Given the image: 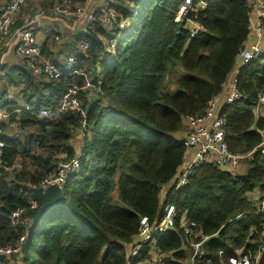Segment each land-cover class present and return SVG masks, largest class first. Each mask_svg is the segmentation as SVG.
<instances>
[{
  "label": "trees",
  "instance_id": "obj_1",
  "mask_svg": "<svg viewBox=\"0 0 264 264\" xmlns=\"http://www.w3.org/2000/svg\"><path fill=\"white\" fill-rule=\"evenodd\" d=\"M6 1L0 0V10ZM57 1L71 7L84 2L31 0L45 12ZM182 1L112 0L110 6L126 27L94 22L81 32L60 24L59 41H45L43 53L56 62L65 51L78 55L75 66L101 78L102 93L98 101L82 98L84 118L67 112L60 119L40 121L27 111L19 113L17 120L26 131L21 139L7 141L4 158L7 164L19 158L22 170L11 174L0 169V245L24 235L20 250L11 255L16 264H124L122 242L137 233L142 216L154 219L160 213V188L184 159L183 138L176 136L183 117L202 113L221 92L249 32L246 0H204V6L175 20ZM188 19L200 24L194 35ZM81 39L88 41L86 52L76 48ZM6 79L21 86L33 108L57 105L72 83L62 76L38 84L22 66L9 67ZM234 88L238 98L222 104L219 114L226 121L229 150L253 151L244 158L247 166L239 174L206 162L186 184L169 188L166 201L175 205V230L159 236L162 251L179 246L183 215L210 235L204 245L213 262L219 250L228 256L246 245L254 253L264 237V210L251 198L264 189L259 151L264 116L254 113L264 92V55L240 65ZM82 120L87 131L80 135L73 130ZM77 148L82 149L79 168L67 174L59 202L35 220L29 217L26 225L12 227L7 209L25 205L28 197L22 182L38 183ZM174 256L176 260L167 257L161 264H183V250ZM142 257H148L145 251L131 264ZM258 264H264V252Z\"/></svg>",
  "mask_w": 264,
  "mask_h": 264
},
{
  "label": "built area",
  "instance_id": "obj_2",
  "mask_svg": "<svg viewBox=\"0 0 264 264\" xmlns=\"http://www.w3.org/2000/svg\"><path fill=\"white\" fill-rule=\"evenodd\" d=\"M29 1L31 0H9L0 10V169L8 172H20L23 166L19 158L10 164H7L4 158V147L7 141L21 139L26 131L17 120L20 112L27 111L32 118L40 121L57 120L67 112H73L84 118L86 109L79 99V93H93L98 96L102 93L100 87L102 79L97 78L93 81L90 72L76 67L78 55L74 52L64 54L59 63L46 56L43 49L47 38L54 39L55 43L59 41L60 24L81 32H85L87 27L94 22H101L107 28L126 27L125 21L119 18V13L110 6L112 0H102L94 9L85 6L89 0H84L82 4L74 7L65 1L64 4L57 1L47 12L40 10L26 12L25 6ZM32 1L40 2V0ZM204 5V0H183L174 18L181 20L189 11L198 10ZM254 13V19L249 18L248 35L250 34L252 40L248 46L244 45L236 58L239 67L264 55V0H257ZM187 21L193 27L192 29L190 27V34L194 35L200 29V24L195 20L188 19ZM41 27H43L42 32ZM108 43L109 47L114 46V40L110 39ZM88 46V41L81 39L77 42L76 48L81 52H86ZM51 48L53 49L52 46ZM7 65L25 67L39 84L56 80L62 76L70 78L72 83L66 87L57 105L44 104L33 108L31 101L25 98L21 86H12L5 79ZM234 85L235 80L233 88L222 102L219 94L215 95L209 99L202 113L183 117V123L187 128L183 143L185 151L192 149V157L177 169L175 175L166 184L161 186L159 191L161 194L160 213L154 219L142 216L137 233L130 241L122 242L126 255L124 264H131L132 258L137 257L141 251H145L148 257H142L136 261V264H161L167 257L176 260L174 252L179 250L184 252L183 264H202L201 261L204 264H258L264 252V237L254 253L246 245L234 250V254L228 256L219 250L216 262H213L208 257L209 251L204 245L210 235L203 234L198 225L186 219L185 215L179 220L182 238L177 248L162 251L157 242L160 235L175 230V205L170 200L166 201L169 188L177 189L186 184L192 171L206 162L233 172L232 170L240 167L242 160L249 158L253 152L233 153L229 150L225 140L226 121L219 111L222 104L238 98ZM261 100L264 101V92L260 95ZM74 131L83 135L87 131L85 120H82L80 126ZM259 151L264 156V139L259 145ZM33 152L38 153L39 148L34 146ZM81 154L82 149L77 148L70 158L59 159L55 169L36 184L22 182L26 188L21 191L28 197L25 205L7 209L9 211L8 220L12 227L26 225L30 217L28 211L39 206V200L31 195V188L40 186L45 189L49 184H57L63 190L67 174L79 168ZM8 184L12 182L9 181ZM251 198L257 201L256 206L263 211L264 189L258 194L254 193ZM23 239L24 235L13 243L0 245V254L5 255L7 262L12 254L20 250Z\"/></svg>",
  "mask_w": 264,
  "mask_h": 264
},
{
  "label": "water",
  "instance_id": "obj_3",
  "mask_svg": "<svg viewBox=\"0 0 264 264\" xmlns=\"http://www.w3.org/2000/svg\"><path fill=\"white\" fill-rule=\"evenodd\" d=\"M90 101H98L99 96L96 94H89ZM61 187L57 184H49L45 189L40 186L31 188V195L39 200V206L34 210H29L28 214L32 220L38 218L41 214L48 211L56 205L62 198ZM0 264H10L6 261L5 255L0 254Z\"/></svg>",
  "mask_w": 264,
  "mask_h": 264
},
{
  "label": "crops",
  "instance_id": "obj_4",
  "mask_svg": "<svg viewBox=\"0 0 264 264\" xmlns=\"http://www.w3.org/2000/svg\"><path fill=\"white\" fill-rule=\"evenodd\" d=\"M101 1L102 0H89L88 3L85 4V6L89 9H94V7L97 6ZM246 2L250 8L249 18L252 20V19H254V16H255L254 11H255V6H256L257 0H246ZM251 40H252V38L249 34L247 36V39H246L244 45L248 46L250 44ZM238 68H239V63H238V59H237L236 64L233 67L232 71L227 75L225 81L223 82L222 90L219 93V98L221 99V102L230 93L231 89L233 88V82H234V78H235L234 74L238 71ZM186 132H187V128H186V126L183 125L182 129H180L179 131L176 132V136L178 138H183L186 135ZM191 157H192V149L186 150L184 153V159H183L182 164L189 161L191 159ZM182 164H181V166H182ZM239 174H241V173H239ZM8 261L10 264H16L17 263V260L13 261L12 257H9Z\"/></svg>",
  "mask_w": 264,
  "mask_h": 264
},
{
  "label": "rangeland",
  "instance_id": "obj_5",
  "mask_svg": "<svg viewBox=\"0 0 264 264\" xmlns=\"http://www.w3.org/2000/svg\"><path fill=\"white\" fill-rule=\"evenodd\" d=\"M35 3L34 2H31V1H29L28 2V4H27V6L25 7V10L26 11H28V12H34V11H38L39 9L38 8H36L35 6H37V5H34ZM39 4V3H38ZM39 6V5H38ZM40 11H44V10H40ZM45 12V11H44ZM189 26L191 27V24L189 23ZM193 27H191V29H192ZM42 29H43V27H41V32H42ZM190 29V30H191ZM78 30H75V32H77ZM67 53V51H65L64 52V54H66ZM58 63H59V60L57 61ZM9 67H21V66H12V65H7V71H8V69H9ZM23 67V66H22ZM84 70H86V69H84ZM86 71H88V72H90V76H91V79L93 80V81H95L97 78H98V76L97 77H93V75H92V73H91V70H86ZM96 73H97V68H96ZM237 73V72H236ZM236 73L234 74V75H236ZM17 73H16V71H13L12 72V75H16ZM79 79H80V77H78ZM6 79V78H5ZM234 80H235V78H234ZM167 81V80H166ZM38 83V82H37ZM39 84V83H38ZM36 85V84H35ZM88 95L89 94H87V93H79V99L83 102V100H82V98H86V100L87 101H90L89 100V98H88ZM35 98L36 97H34V99L32 100V101H34L35 100ZM35 102V101H34ZM85 109H86V106H85ZM254 113H255V115L258 117V116H264V101H260V99H259V103H258V105L256 106V108L254 109ZM183 125H184V123H183ZM185 126V125H184ZM74 131V130H73ZM77 136H79V135H77ZM73 137V136H72ZM237 154H241V153H237ZM247 159V158H246ZM246 159H243L242 160V162H241V164H240V167H237L236 169H233L232 171H233V173H242V172H244V168L247 166V160ZM14 172H19V171H11V174H14ZM257 189V188H256ZM255 189V190H256ZM254 190V191H255ZM258 190V189H257ZM259 193V191H257V192H255V194H258ZM159 197L161 198V194L159 193ZM254 202H255V205H256V200H253Z\"/></svg>",
  "mask_w": 264,
  "mask_h": 264
}]
</instances>
